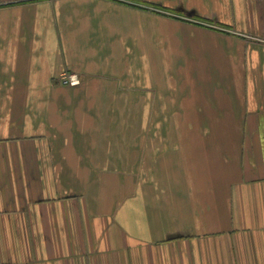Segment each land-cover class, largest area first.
<instances>
[{"label": "crops", "instance_id": "0c3cea01", "mask_svg": "<svg viewBox=\"0 0 264 264\" xmlns=\"http://www.w3.org/2000/svg\"><path fill=\"white\" fill-rule=\"evenodd\" d=\"M0 264H264V0H0Z\"/></svg>", "mask_w": 264, "mask_h": 264}, {"label": "built area", "instance_id": "2783aa9c", "mask_svg": "<svg viewBox=\"0 0 264 264\" xmlns=\"http://www.w3.org/2000/svg\"><path fill=\"white\" fill-rule=\"evenodd\" d=\"M60 81L62 84L70 86H75L79 83V79L76 75L67 73H64L60 76Z\"/></svg>", "mask_w": 264, "mask_h": 264}]
</instances>
